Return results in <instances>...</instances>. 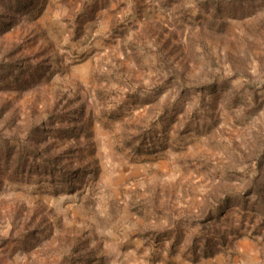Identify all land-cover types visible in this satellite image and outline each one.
<instances>
[{"label":"rangeland","instance_id":"1","mask_svg":"<svg viewBox=\"0 0 264 264\" xmlns=\"http://www.w3.org/2000/svg\"><path fill=\"white\" fill-rule=\"evenodd\" d=\"M0 264H264V0H0Z\"/></svg>","mask_w":264,"mask_h":264}]
</instances>
